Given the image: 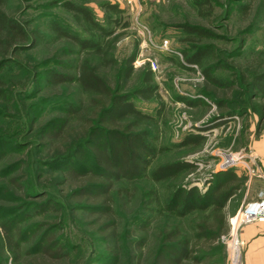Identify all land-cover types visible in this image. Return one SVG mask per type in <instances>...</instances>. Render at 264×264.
Listing matches in <instances>:
<instances>
[{"label": "rangeland", "instance_id": "obj_1", "mask_svg": "<svg viewBox=\"0 0 264 264\" xmlns=\"http://www.w3.org/2000/svg\"><path fill=\"white\" fill-rule=\"evenodd\" d=\"M67 2L89 10L94 21L107 32L100 48V53L105 54L104 63H101L100 53L80 51L72 41L56 38L52 26L82 39L97 37L93 30L76 25L72 14L63 7ZM215 2L212 13L202 17L192 0H138L132 4L127 0H8L4 7L6 14L21 22L28 32H34L40 43H25L24 49L14 56V63L1 72L13 93L15 112L13 119L0 120V138L4 140L0 143V168L6 172L18 163L20 172L26 174L24 192L29 198L20 195L19 199V194L14 192L9 196L0 193V220L27 214L25 227L33 228L34 224L41 223L43 228L51 230L50 235L63 247L68 258L48 264H137L135 257H139L138 264H150L162 227L175 224L184 231L188 229V221L176 220L167 213L154 216L144 230L136 228L135 217H148L140 203L141 196L149 189L144 180L125 184L127 197L121 202L115 199L112 204L115 235L107 243L102 238L109 230L96 232L91 225L95 215L65 196L59 175L63 168L60 169L58 162H52V149L44 145L46 142L40 132L61 116L66 106L80 103L86 106L87 100L76 84L53 85L46 81L45 72L55 69L63 72L57 69L58 60H72L74 66L87 60L97 65L99 74L112 83L122 63L135 56L133 73L120 94L129 95L137 110L154 118L156 146L166 150L155 158L153 166L174 161L192 165L193 170L184 176L181 185L199 190L211 175L232 169L244 184L241 195L235 200L237 210L233 217L248 203L264 197V102L255 98L239 78L241 72L246 76L264 72V0ZM105 4L116 5L122 14L115 15L104 9ZM245 4H249L248 12H240L237 6ZM181 24L199 26L213 34L212 39L192 43L212 46L225 66L214 76L237 83L232 93L234 98L230 91L226 93L233 101L229 105L230 115H225L215 101L222 98L221 91H216L213 97L212 87L206 84L201 69L185 62L182 51L189 48V41L177 28ZM164 44L166 51L159 49ZM67 50L72 53L67 54ZM213 60L207 58L206 61L211 65ZM146 73L151 76L149 86L155 88L153 97L148 100L133 95L134 90L143 86ZM185 101L195 105L190 107ZM13 135L15 137L11 138ZM189 135L202 137L203 143L176 147ZM48 160H51L49 165H42ZM91 164L86 154L75 167L87 170ZM42 202L52 203V210L36 212V206ZM248 226L264 228V221ZM243 228L235 232L238 240ZM230 233L220 238L226 256L224 264H234L226 247ZM139 239L144 240L141 250L133 244ZM112 249L117 251L118 258L108 255ZM239 257L240 263L246 264L243 247ZM25 260L23 249L14 263L0 248V264H23Z\"/></svg>", "mask_w": 264, "mask_h": 264}, {"label": "trees", "instance_id": "obj_2", "mask_svg": "<svg viewBox=\"0 0 264 264\" xmlns=\"http://www.w3.org/2000/svg\"><path fill=\"white\" fill-rule=\"evenodd\" d=\"M7 2L0 0V120L13 119L15 112L14 96L1 76L2 70L14 63V56L24 49L25 43H40L34 32H28L21 22L6 14L4 7ZM215 3V0H192L193 7L202 17L212 13ZM63 7L72 14L76 25L84 26L90 32L93 30L97 37L82 39L58 26H52L56 38L72 41L80 51L100 53L101 41L107 36L103 26L95 22L89 10L84 7L68 2ZM103 8L115 15L122 14L116 5L105 4ZM237 8L246 13L250 7L245 4ZM177 28L189 41V48L182 51L185 62L201 69L206 84L212 87L213 97L216 91H221L222 98L215 101L225 115H230L229 105L233 101L227 98L226 93L230 91L233 97L237 83L214 76L215 72L225 66L219 61L212 46L193 44L195 40L212 39L213 34L189 24H181ZM30 35L33 37L30 38ZM67 51V54L72 53L71 50ZM100 56L101 63H104L105 54L100 53ZM134 58L131 56L122 63L112 83L99 74L97 65L87 60L77 66H74L72 60H58L57 69L63 72L56 69L45 72V79L50 84H76L87 100L86 106L81 103L66 106L63 114L54 118L40 132L46 142L44 145L52 149V162H58L60 169L63 168L59 174L60 185L64 187L68 199L77 201L82 208L95 215L91 225L96 228V232L101 234L109 230L102 238L107 243L115 235L112 204L115 199L121 202L127 197L125 184L144 180L149 189L141 196L140 203L148 217H135L133 223L136 228L144 230L154 216L167 213L176 220L188 221L189 229L184 231L175 224L162 227L157 234V248L150 264H224L226 256L220 238L230 231L227 220L236 213L237 205L234 203L244 189L243 180L232 169H227L211 175L201 190L194 186L185 188L181 182L193 170L192 165L174 161L153 166L155 158L166 150L156 146L154 118L137 110L130 102L129 95L120 94L133 73ZM207 58H214V64L210 65ZM112 63L118 65L116 61ZM239 78L240 83L251 89L255 98L264 102V72H254L248 76L241 72ZM150 81V73H146L143 86L134 90L133 95L145 100L153 97L155 88L149 86ZM185 103L190 107L195 105L192 101ZM2 139L0 143H4ZM192 143L199 146L203 138L189 135L176 147H186ZM86 154L92 161L90 168L77 169L75 165ZM50 162L48 160L42 165H49ZM25 184L26 174L20 172L18 163L11 165L6 172L0 168V193L9 196L10 192H14L19 194V199L20 195L29 198L24 192ZM52 205L50 202H42L36 206L35 211L47 212L52 210ZM27 219V214H23L0 220V248L11 256L12 261L17 262L22 249L27 257L23 264H48L66 260L68 254L50 235L51 230L43 228L41 223L34 224L33 228L25 227ZM143 243L144 240L139 239L133 244L141 250ZM108 255L118 258L114 249L108 251ZM134 259L138 264L139 257Z\"/></svg>", "mask_w": 264, "mask_h": 264}, {"label": "built area", "instance_id": "obj_3", "mask_svg": "<svg viewBox=\"0 0 264 264\" xmlns=\"http://www.w3.org/2000/svg\"><path fill=\"white\" fill-rule=\"evenodd\" d=\"M129 4L134 3L138 0H127ZM158 2L159 0H150ZM160 50H167L166 44L159 46ZM228 223L230 225V235L226 240V247L229 256L234 259V264H241V259L239 257L241 251V243L236 238L235 232L241 227L246 226L253 222L264 221V197L259 196L255 201L248 203L241 212H239L235 217L229 218ZM223 236L222 238H224Z\"/></svg>", "mask_w": 264, "mask_h": 264}, {"label": "crops", "instance_id": "obj_4", "mask_svg": "<svg viewBox=\"0 0 264 264\" xmlns=\"http://www.w3.org/2000/svg\"><path fill=\"white\" fill-rule=\"evenodd\" d=\"M246 264H264V228L244 226L240 236Z\"/></svg>", "mask_w": 264, "mask_h": 264}]
</instances>
